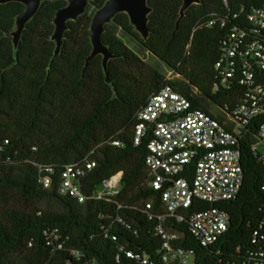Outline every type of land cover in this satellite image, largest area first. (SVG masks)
Instances as JSON below:
<instances>
[{
    "label": "trees",
    "instance_id": "trees-1",
    "mask_svg": "<svg viewBox=\"0 0 264 264\" xmlns=\"http://www.w3.org/2000/svg\"><path fill=\"white\" fill-rule=\"evenodd\" d=\"M106 1L90 2L83 15L68 22L55 59L54 19L67 6L65 0L41 3L16 50L10 34L26 7L20 2L0 5V264H139L126 256L117 260L120 243L156 257L161 238L155 230L157 220H149L148 214L163 212L162 192L152 188L145 165L151 135L139 146L133 141L139 111L151 95L170 85L191 101L193 109L223 122L224 113L233 111L245 94L241 73L223 85L216 64L229 28H249L248 0H200L181 21L183 0H147L151 8L147 40L126 13L117 14L102 37L117 56L108 64L110 83L102 55L86 63L93 50L92 19ZM222 18L227 20L225 28L208 26L211 19ZM120 31L136 42L138 51L125 44ZM145 54L176 77L166 80L145 61ZM212 107L220 112L215 114ZM262 122L264 118L258 119L239 134L244 181L238 198L217 205L230 217L229 229L218 243L230 255L251 245L264 218V159L253 152L261 142ZM114 141L125 147L114 146ZM87 157L96 161L81 182L87 201L59 195L64 167ZM195 168L196 160L180 176L192 180ZM118 173H122L120 192L109 201L94 198ZM43 174H51L50 188L40 184ZM148 202L153 204L151 210L146 209ZM208 208V203L196 204V209ZM168 229L183 233L181 244L197 256L204 253L186 224L173 221ZM55 230L63 244L57 250L55 240L45 234Z\"/></svg>",
    "mask_w": 264,
    "mask_h": 264
},
{
    "label": "built area",
    "instance_id": "built-area-1",
    "mask_svg": "<svg viewBox=\"0 0 264 264\" xmlns=\"http://www.w3.org/2000/svg\"><path fill=\"white\" fill-rule=\"evenodd\" d=\"M248 2L250 10L246 20L249 28L238 25L229 28L216 64L223 85L240 72L239 83L246 89L238 106L224 113V121L193 109L191 101L170 85L151 95L139 111L133 141L139 146L151 135L145 165L152 178V188L162 192L163 212L150 213L148 218L157 220L155 230L161 238V248L156 257H152L145 251H135L120 243L117 244V260L126 256L139 264H264V218L259 230L253 234L250 246L237 249L231 255L218 246L220 238L229 229L230 217L217 205L236 200L244 181L239 134L264 118V78L255 70L264 76V5L257 4L264 0ZM242 9L246 12L247 8ZM218 24L225 28L227 20L211 19L208 22L210 27ZM258 138L264 143V122L258 128ZM113 145L125 147L121 141H114ZM253 152L254 156L264 159L258 146L253 147ZM194 160L196 168L192 180L181 177L186 165ZM95 167L96 161L89 157L66 165L61 172L58 194L79 203L86 202L88 197L81 182ZM46 171L53 173L51 169ZM51 174L41 175L39 182L44 188L51 187ZM121 179L122 173H118L106 180L94 198L109 201L115 197L120 192ZM200 202L208 203L210 208L196 209ZM152 206L148 202L146 209L151 210ZM173 221L186 224L187 231L203 250L202 255L197 256L192 248L181 244L185 241L181 239L183 233L168 229V224ZM45 234L57 243L55 250L63 247L62 236L57 230ZM105 236L110 237L108 231ZM111 240L118 242L116 236H111Z\"/></svg>",
    "mask_w": 264,
    "mask_h": 264
},
{
    "label": "water",
    "instance_id": "water-1",
    "mask_svg": "<svg viewBox=\"0 0 264 264\" xmlns=\"http://www.w3.org/2000/svg\"><path fill=\"white\" fill-rule=\"evenodd\" d=\"M46 0H0L1 4H7L10 2H20L25 5L26 9L16 19V30L10 35L13 38V44L15 50L17 49L21 40L22 34L25 30L26 24L35 16L38 12L40 5ZM58 1V0H49ZM67 6L58 10L54 19L55 31L52 36V40L56 43V49L54 52V59L59 56L62 50L64 35L68 29V22L75 21L83 15L90 2L95 0H65ZM200 0H183V5L180 9L181 21L185 12L194 4H199ZM119 13H126L132 25L136 31L142 36L144 40H147L150 34L149 29V14L151 8L148 6L147 0H107L105 4L96 10L92 24L91 31V43L93 50L88 57L86 63L88 64L98 55L103 56V69L106 76L107 83H110L108 79V64L109 61L117 56L114 55L110 49L103 43L102 37L105 31V26L109 24L112 19Z\"/></svg>",
    "mask_w": 264,
    "mask_h": 264
},
{
    "label": "rangeland",
    "instance_id": "rangeland-1",
    "mask_svg": "<svg viewBox=\"0 0 264 264\" xmlns=\"http://www.w3.org/2000/svg\"><path fill=\"white\" fill-rule=\"evenodd\" d=\"M119 36L123 39V41L125 42V44L129 48H131V49H133L135 51H138V47H137L136 42L134 40H132L127 35H125L122 31L119 32ZM143 57H144L145 61H147L151 65H153L156 68H158L165 75L166 80H173L176 77L174 75V73L168 67H166L165 65H163L162 63H160L152 55L145 54ZM212 111L215 114H217V113L220 112L218 109H215L213 107H212ZM257 146H258L259 151L264 155V143L263 142H260V143H258Z\"/></svg>",
    "mask_w": 264,
    "mask_h": 264
}]
</instances>
